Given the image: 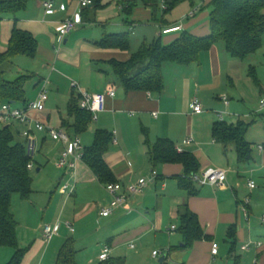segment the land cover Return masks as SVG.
Instances as JSON below:
<instances>
[{
  "label": "crops",
  "instance_id": "obj_1",
  "mask_svg": "<svg viewBox=\"0 0 264 264\" xmlns=\"http://www.w3.org/2000/svg\"><path fill=\"white\" fill-rule=\"evenodd\" d=\"M44 1L46 0H31L25 10L16 16H4L2 20V53L8 50L16 20L18 29L32 34L38 42L34 58L18 56L13 61L11 69H15V72L11 73L14 76L33 77L25 87L26 103H19L18 108H27L45 87L50 93L46 110H31L29 116L53 128L65 130L63 121H74L69 113L74 95L79 96L81 92L102 94L115 88L116 96L107 98L106 111L99 115L97 121L92 117L88 130L79 135L82 145L84 148L91 147L96 133L107 131L113 135L114 141L104 160L116 183L126 185L141 178L151 179L153 171L157 172L158 179L149 184L144 194L132 197L125 209H118L112 216L104 218L100 213L112 200L105 190V185L84 162L78 164L75 174L58 168L56 163L61 157L64 145L53 141L46 133L37 132L38 151L32 158L34 168L31 170L32 174L38 167L33 178V194L29 200L20 198L15 207L12 204V213L18 222L19 245L30 243L27 256L33 259L31 264H45L49 255L52 261L70 239L75 242L78 253L79 249L95 247L100 250L99 257L104 247L109 246L110 259H123L121 256L125 249L136 250V242L144 244L151 239L157 248L153 254L158 250L163 252L158 257L153 255L152 259L155 261L161 255V258L166 255L162 264H264V236L261 237L251 228L254 213L252 196L256 189L251 191L249 186L246 187L245 182L241 181V178L254 170L245 168L247 163L239 162L234 147L225 148L213 136V127L220 121L230 125L241 121L250 125L244 121L243 106L233 104V98L227 95V85L229 83L231 91L237 94L239 92L242 103L246 102V92L244 86H240L246 85L245 83L252 94L255 93L253 89H256L260 100H263L262 74L257 72L261 82V87H258L250 76L251 67L248 72H241V68L239 72L236 70L238 67L233 68L237 61L241 60L231 58L228 60L231 69L225 67L223 60L227 51L226 46L221 48L222 42L202 53L198 63L164 65L165 89L161 95L126 93L108 63L113 59L128 61L144 43L160 39L164 46H169L184 32L199 38L209 36L210 12L203 14L202 10L212 0H200V8L184 3L165 18H162V14L156 16L151 9L143 6H138L131 15H127L125 9L135 0H94L99 8L93 6L83 13L84 25L68 36L60 50L57 45V30L65 19L77 13L78 2L54 0L57 12L48 16L43 7ZM61 6H65L66 10H60ZM192 12H195L194 16H190ZM179 25H182L181 31L163 34L164 30ZM126 28H129V31ZM131 32L138 40L139 49L136 52H133L132 37L131 49L128 52L103 50L96 45L107 35H131ZM74 82L78 84V89L72 88ZM223 96L229 98V105L222 101ZM195 98L202 102L205 111L210 106L215 108L214 114L205 112L194 115L192 104ZM221 105L224 112L215 111L219 110ZM220 114L223 115V120L218 119ZM227 119L233 121L227 122ZM11 125L19 140L25 142L22 133L28 126L20 123ZM188 138L193 142L185 145L184 141ZM161 139H168L175 147L181 146L184 153L192 154L199 163L198 172L186 177L182 164L155 165L149 152L151 146ZM246 140L250 143L247 136ZM250 144L253 149V144ZM260 146L262 145L260 144L258 149ZM39 159L43 165L48 164L47 167H43ZM259 161L264 167V151L260 149ZM259 161L256 160L257 166ZM210 168L228 171L225 185H201L193 180L194 176ZM44 173L46 175L43 178L39 177ZM183 178H188L194 184L196 195L192 196L182 189L179 180ZM66 183L74 184L76 188L75 194L69 198L60 191V187ZM38 187H42V193H38ZM246 200L250 201L249 217L243 212V203ZM184 205H188L198 216L204 233L210 237L208 240L196 242L189 248L178 231V213ZM67 223L73 225L75 232L67 228ZM45 224L54 227L59 224L57 235L51 242L44 239ZM173 226L177 227L174 232L170 231ZM21 229L24 230L25 237H20ZM68 233L72 236H66ZM232 233L235 238L230 240ZM233 241L236 242L235 253H232ZM250 243L253 244L251 249L245 250ZM213 244L219 246L217 256L212 254ZM257 244H261V247ZM99 257L92 261V264H100Z\"/></svg>",
  "mask_w": 264,
  "mask_h": 264
},
{
  "label": "trees",
  "instance_id": "obj_2",
  "mask_svg": "<svg viewBox=\"0 0 264 264\" xmlns=\"http://www.w3.org/2000/svg\"><path fill=\"white\" fill-rule=\"evenodd\" d=\"M31 0H0V23L4 16H16L25 10ZM184 3L196 6V0H135L125 9L131 15L135 8L143 6L151 9L156 16L162 18L171 14ZM94 8H99L94 2ZM210 9L211 33L199 38L189 32L169 46L155 40L144 43L131 55L128 61L117 59L109 61L119 85L126 93L143 92L161 95L165 89L163 68L166 64L191 65L200 61L201 54L209 51L222 42L227 53L234 59L244 61L264 48V0H212ZM158 21V19H157ZM162 21V20H161ZM96 45L103 50L128 52L131 49V35H107ZM1 46V26H0ZM38 50V42L34 36L17 27V20L11 34L8 50H0V106L5 103H26V84L32 76H20L17 79H7V70L18 56L34 58ZM250 76L254 83L261 87L257 70L250 68ZM81 95L73 96L69 106L70 116L74 118L63 121V127L72 137L85 133L92 123V114L80 108ZM249 125L238 122L230 125L217 122L213 127V136L225 148H235L240 163H248L253 159L252 145L246 140ZM25 140V139H24ZM114 137L107 131H98L91 147L85 148L83 162L93 171L99 181L104 184L116 183L110 168L104 160ZM151 161L157 164H182L186 177L198 172L200 166L196 158L189 153L178 154L175 144L168 139H161L150 148ZM30 164H34L28 156L26 141L21 142L18 134L7 125L0 131V248L15 250L8 264H23L29 250L20 249L18 239V222L12 213L13 198L19 195L22 200H29L33 194V177ZM182 189L190 195H196L194 184L183 178L179 180ZM179 232L186 247H192L196 242L210 239L204 233L198 216L188 205L179 210ZM235 234H230V240ZM232 253L236 251V242H232ZM78 251L75 242L70 239L61 248L56 264H78ZM239 259V257H236ZM100 264H125L123 259H109Z\"/></svg>",
  "mask_w": 264,
  "mask_h": 264
},
{
  "label": "built area",
  "instance_id": "obj_3",
  "mask_svg": "<svg viewBox=\"0 0 264 264\" xmlns=\"http://www.w3.org/2000/svg\"><path fill=\"white\" fill-rule=\"evenodd\" d=\"M78 2V11L75 15L70 18L65 19L60 27L57 30V45L58 50L65 44L68 36L78 30V28L84 25L83 13L94 6V0H77ZM43 7L48 16L54 15L57 12V5L54 0H46L43 2ZM60 10L65 11L66 7L61 6ZM195 12H192L190 16H194ZM182 25L169 28L163 31L164 35L176 33L181 31ZM73 89H78L79 86L76 82L72 84ZM116 89L111 88L107 93L102 94H91L88 92H81L80 108L86 112L92 114L93 120L97 121L100 114L106 111V103L108 97H115ZM49 101V92L44 87L37 99L34 102L28 104L27 108L19 109L14 107L13 104L5 103L0 106V127L10 125L12 123H20L27 125V129L22 133L23 138L26 141V148L28 156L34 158L38 151V138L36 133H46L53 141L62 143L64 145V150L61 153L59 161L56 163V166L60 169H65L75 174L77 166L79 163L83 162L85 148L82 145V141L79 137H72L69 133L62 129L53 128L45 123L39 122L35 119H32L29 116V111L35 110L43 112L46 110V104ZM222 101L226 104H230V100L227 96L222 97ZM261 110H264V99L260 102ZM192 110L194 115H201L204 113V106L202 102L195 98L192 104ZM157 115V114H155ZM219 118L223 120V115L220 114ZM193 142L192 139L188 138L184 141L185 145H190ZM260 151H264V147H259ZM178 154H183L184 149L181 146L176 147ZM34 168L33 164L28 166L29 170ZM228 171L218 168H210L203 172L200 175L193 177V180L201 185H212V186H223L227 182ZM158 179V174L156 171L152 172L151 179L141 178L137 182L130 184H123L121 182L107 184L105 185V190L111 197V203L107 208H104L100 215L104 218L112 216L116 210L125 209L134 196L142 195L146 192L149 184ZM250 190L256 189L255 182L251 181L248 184ZM60 191L63 195H66L67 198L72 197L76 188L74 184H63L60 187ZM249 205L250 201L246 200L243 203V212L246 217H249ZM261 222L264 224V214L261 217ZM67 228L71 232H75V229L71 223H67ZM59 224L55 227L51 225H46L43 228V236L46 242H51L53 238L57 235ZM177 230L176 226H173L170 231L174 232ZM252 243L248 244L245 247V250H250ZM261 247V244H257ZM111 248L105 246L99 259L101 262H105L110 259ZM219 253V246L213 244L212 254L217 256ZM155 257L160 255L159 252H154Z\"/></svg>",
  "mask_w": 264,
  "mask_h": 264
},
{
  "label": "rangeland",
  "instance_id": "obj_4",
  "mask_svg": "<svg viewBox=\"0 0 264 264\" xmlns=\"http://www.w3.org/2000/svg\"><path fill=\"white\" fill-rule=\"evenodd\" d=\"M196 2H197L196 6L198 8H200L199 7L200 0H197ZM209 12H210V9L208 8V4H207V5H205L204 9L202 10V13L207 14ZM3 24H4L3 22L0 23L1 28L4 27ZM126 30L129 31V28H126ZM131 33H132L131 37H132V42H133V52H136L139 49L138 40L135 37L134 33L133 32H131ZM220 46H221V48L225 47L224 43H220ZM225 54L226 55H225V60H223V64L225 67L229 68V70H230L231 65L228 62V60H230L232 57H230L229 54H227V53H225ZM234 67H238L236 70L239 72H240V68L242 69L241 72H248V69L250 67H254L257 69V72H260L262 74V76L264 77V48L260 52L256 53L255 55L250 56L245 61H237L236 66H233V68ZM11 68H12V66H10L7 70V72H8L7 73V79L14 80V78L18 77V76H14V74L11 73L13 71L15 72V69H11ZM10 70H12V71H10ZM245 84L246 85L241 84L242 86H240V87L244 86V89L246 92V95H245L246 102L245 103H242V101H241L242 99L239 96V92L237 94V92H233L230 90L229 83L227 85V88H228V90H227L228 94L227 95L229 97L233 98V100H232L233 104L236 103V104H241L243 106V108L242 107L241 108L244 110V113H242L243 116L245 115L244 121H246L247 123H250L249 131L247 133V139L250 141V143L253 144V161L247 163V165H245V168L250 167L252 170H254V172L249 174V175H245L243 178H241V181L245 182L246 187L249 184V181H253L256 184V191L254 192V195L252 196L254 199V201H253L254 213H253V218L251 221V226H252L251 228L255 233H257L258 235H260L262 237V236H264V224L261 222V217L263 215L262 211L264 210V167H262L261 162L259 161L258 146L260 144L262 146H264V110H261V107H260L261 100H260L259 95L257 93L258 91L256 89H253L255 91V93L252 94L251 89L246 88L247 83H245ZM55 94H56V92H55ZM212 100L214 102H218V101H216V99H212ZM19 106H20V104L14 105V107H16V108H18ZM214 109L215 108L210 106L208 108V110L204 111V113L206 112L208 114H212ZM215 111H218L220 113L224 112L223 105H221V108L219 110L216 109ZM212 116H215V115H212ZM215 118H217V117L215 116ZM218 119L220 120L219 117H218ZM227 120H228L227 122L233 121L231 119H227ZM1 130H2V127H0V131ZM256 160L259 161L258 166L256 165V163H257ZM38 161H39V163H41L43 165V162L41 161V159H39ZM47 165L48 164L44 163L43 167H47ZM52 167H50V168H52ZM37 169H38V167L31 174L33 178H35V176L37 174ZM57 172H59V171H57ZM46 173L39 175V177L42 176L41 178H43L46 175ZM49 173L51 174V171ZM45 178H47V177H45ZM37 186H39V185H37ZM44 186H46V185H44ZM38 189H39L38 193H42V191H41L42 187H38ZM18 200H20V196L15 195L14 196V202H13L14 207L18 204L17 203ZM46 225L47 224H45V226ZM66 236L71 237L72 235L70 233H68ZM20 237H25V233H24L23 229L20 230ZM28 241H30V239H28ZM26 243L27 244H25V245L22 244L20 246V249L29 250L30 249V243L29 244H28V242H26ZM154 245H155V243L151 239L144 242V244L136 242L135 243L136 250H132L130 248L125 249L123 251V254L121 257L124 259V261H126V264H146V263L160 264V259H161L162 255L159 257V259H157L155 261L152 259L153 251L155 249H157ZM79 248H81V247H78V249ZM79 250H80V252L77 254L78 255L77 256V262L79 264H92V261H95L98 259L99 253H100L99 248H95V247H88L84 250H82V249H79ZM158 252L163 253L159 250H158ZM136 253H138V255H140V256L136 255ZM14 254H15V250H13V249H10V248L1 249L0 250V264H8L11 261V259L13 258ZM27 255H29V252L27 253ZM27 255L25 256L23 264H31V261L33 260V259L31 260L30 257H28ZM58 255L59 254H57V256L55 258H53L52 261L50 259V255H49L45 261V264H56L57 259H58ZM96 264H99V263H96Z\"/></svg>",
  "mask_w": 264,
  "mask_h": 264
},
{
  "label": "water",
  "instance_id": "obj_5",
  "mask_svg": "<svg viewBox=\"0 0 264 264\" xmlns=\"http://www.w3.org/2000/svg\"><path fill=\"white\" fill-rule=\"evenodd\" d=\"M38 171H39V170H38ZM165 260H166V256H164L163 258H161V260H160V264L164 263Z\"/></svg>",
  "mask_w": 264,
  "mask_h": 264
}]
</instances>
